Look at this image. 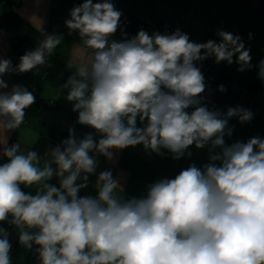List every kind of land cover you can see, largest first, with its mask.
Instances as JSON below:
<instances>
[{
	"label": "clouds",
	"instance_id": "1",
	"mask_svg": "<svg viewBox=\"0 0 264 264\" xmlns=\"http://www.w3.org/2000/svg\"><path fill=\"white\" fill-rule=\"evenodd\" d=\"M69 14L66 27L79 33L92 56L78 62L61 87L74 102L77 123L100 138L77 139L69 128L68 138L43 157L23 154L5 133L20 128L36 97L21 85L0 92V154L7 158L0 164V222L15 226L23 247L36 246L40 264H264V139L225 143L234 130L229 121L248 123L254 114L242 106L210 109L197 66L214 58L235 63L239 72L251 70L241 36L218 30V41L198 43L179 28L171 34L140 29L116 41L110 38L122 13L111 0H83ZM62 39L45 34L15 67L0 59V77L37 69ZM256 67L264 81V59ZM7 88L0 78V89ZM137 145L160 156L167 150L173 160L191 157L190 146H207L209 162L191 164L130 198L117 194L125 191L120 180L104 170L96 175L95 196L78 195L96 174L95 154L112 161V149ZM53 177L59 186L48 183ZM21 185L35 186V194ZM8 237L0 227V264H12Z\"/></svg>",
	"mask_w": 264,
	"mask_h": 264
},
{
	"label": "crops",
	"instance_id": "2",
	"mask_svg": "<svg viewBox=\"0 0 264 264\" xmlns=\"http://www.w3.org/2000/svg\"><path fill=\"white\" fill-rule=\"evenodd\" d=\"M83 0H0V59H9L15 67L20 63V57L26 51L34 50L44 39L45 34L62 36L61 44L46 59L43 65L25 73H8L2 78L7 89L13 85H21L32 91L37 87L35 103L25 110V121L16 130L5 133L9 143H20V152L36 151L41 157L51 148L61 144L69 136V128H74L77 139L91 133L98 140L99 134L89 126L77 123L78 113L73 112V103L66 99L67 89H63L67 79L76 74V64L88 61L92 50L88 49L77 31H70L65 21L70 19V10L82 3ZM98 2V0H93ZM117 10L127 9L131 12V22L123 33L131 38L140 29L149 32L167 33L161 24H168L174 32L179 28L189 36L190 41L204 43L208 40H219L218 30L231 32L241 36L246 47L250 48L252 56L251 70L237 71L238 65L226 62L215 63L214 58L206 59L211 72L245 83L261 81L257 72L259 61L264 59V0H111ZM251 33V39H249ZM169 34V33H167ZM116 41L122 39V33H116L110 38ZM206 89L201 95L205 97L207 106L226 111L227 107H236L229 94L223 95L218 91L214 81H207ZM264 93V87H263ZM189 108L187 111L191 112ZM253 119L241 124L237 118L229 121L234 126L231 137H225V143L230 145L237 140L247 142L252 137L264 139V105L249 109ZM137 126H141L139 120ZM3 133L0 132V140ZM113 160L109 161L102 155L95 154L98 166L96 174L90 176V184L81 190L79 196L96 195L94 188L96 175L104 170H110L113 177L120 180L124 193L117 194L125 198L140 197L146 193V186L162 178H174L175 175L189 165L202 167L208 163V147L196 149L190 146L191 157L187 155L179 160H173L167 150L163 156L156 153H146L142 145L123 150L112 149ZM219 151V149H217ZM7 158L0 154V164ZM48 183L59 186L56 177ZM21 190L35 194L36 187L21 185ZM11 219V217H9ZM9 233L12 247L10 257L12 264H40L37 254L26 249L19 243L15 226L7 221L0 222Z\"/></svg>",
	"mask_w": 264,
	"mask_h": 264
},
{
	"label": "built area",
	"instance_id": "3",
	"mask_svg": "<svg viewBox=\"0 0 264 264\" xmlns=\"http://www.w3.org/2000/svg\"><path fill=\"white\" fill-rule=\"evenodd\" d=\"M122 15L120 18V26L118 27L117 31L120 33H123L127 27L129 26L131 22V12L125 8L120 9ZM161 27L169 34L172 33L170 30L168 24H161ZM48 57L46 56L45 59ZM17 63L16 65H18ZM198 67H200L201 71L206 72L208 70L207 65L204 61L199 62L197 64ZM221 85H224L225 88H230L231 91L239 92L241 102L237 106H244L245 104L254 107L258 104L264 105V96L260 94V90L258 87L255 88H249L246 84L240 83L237 80L231 79L230 77H224L223 82H221ZM38 90L37 87H32L33 93H36ZM14 144V142L9 143V146Z\"/></svg>",
	"mask_w": 264,
	"mask_h": 264
},
{
	"label": "trees",
	"instance_id": "4",
	"mask_svg": "<svg viewBox=\"0 0 264 264\" xmlns=\"http://www.w3.org/2000/svg\"><path fill=\"white\" fill-rule=\"evenodd\" d=\"M204 62L206 63L208 70L206 72H203V71H201V72L206 75V80L207 81H214L218 86H220L221 82H223L224 77H229V76H223V75L211 72L208 63L205 60H204ZM198 63L199 62H197V64ZM238 82L246 84L247 87H249V88L258 87V89L260 90V94L262 96H264V93H263L264 81H262V80L261 81H251V82H248V83H245V82H242V81H238ZM219 93L223 94V95L229 94L232 97V99L234 100L236 106L241 102V98H240L239 92L231 91L229 87L226 88L225 92H220L219 91ZM260 105L261 104H258L257 106H260ZM244 106H246L244 108H247V109H251V108L257 107V106L251 107V106H249L247 104H245Z\"/></svg>",
	"mask_w": 264,
	"mask_h": 264
}]
</instances>
